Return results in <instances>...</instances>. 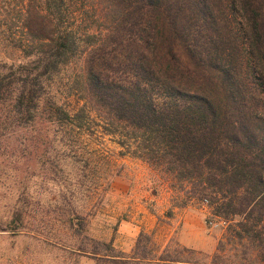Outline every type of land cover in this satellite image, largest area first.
Masks as SVG:
<instances>
[{"label": "trees", "instance_id": "1", "mask_svg": "<svg viewBox=\"0 0 264 264\" xmlns=\"http://www.w3.org/2000/svg\"><path fill=\"white\" fill-rule=\"evenodd\" d=\"M102 136L225 235L127 255L69 210L43 242L63 264H264V0H0V145L82 160Z\"/></svg>", "mask_w": 264, "mask_h": 264}, {"label": "rangeland", "instance_id": "2", "mask_svg": "<svg viewBox=\"0 0 264 264\" xmlns=\"http://www.w3.org/2000/svg\"><path fill=\"white\" fill-rule=\"evenodd\" d=\"M87 141L81 160L57 145L47 151H23L12 139L3 140L0 264H63V253L43 242H53L65 232L59 220L69 210L90 214L89 234L127 255L151 226L160 244L172 239L184 246L203 234L207 249L196 250L207 257L214 254L226 226L207 224L208 207L186 206L176 203L171 193H156L149 166L121 155L111 137ZM94 184L98 188L93 189Z\"/></svg>", "mask_w": 264, "mask_h": 264}, {"label": "crops", "instance_id": "3", "mask_svg": "<svg viewBox=\"0 0 264 264\" xmlns=\"http://www.w3.org/2000/svg\"><path fill=\"white\" fill-rule=\"evenodd\" d=\"M148 231H143V232H145V233H153L154 232V227H150V228H148L147 229ZM151 230V231H150ZM172 240V239H171ZM170 240V241H171ZM195 240V242L193 241V242H191V243H186V242H184V246H186V247H190V248H194L195 250L197 249V250H206L207 249V244L205 245V242L207 241L206 240V237H204L203 236V234H202V237H198V238H195L194 239ZM170 241H168L167 243H165V244H168ZM196 250V251H197Z\"/></svg>", "mask_w": 264, "mask_h": 264}]
</instances>
